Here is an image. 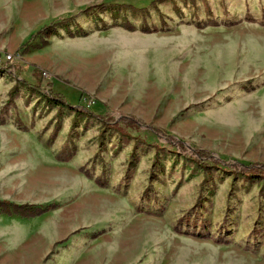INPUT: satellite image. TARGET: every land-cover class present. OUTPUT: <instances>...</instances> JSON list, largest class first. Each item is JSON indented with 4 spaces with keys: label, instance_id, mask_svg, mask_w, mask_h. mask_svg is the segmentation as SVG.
Listing matches in <instances>:
<instances>
[{
    "label": "rangeland",
    "instance_id": "1",
    "mask_svg": "<svg viewBox=\"0 0 264 264\" xmlns=\"http://www.w3.org/2000/svg\"><path fill=\"white\" fill-rule=\"evenodd\" d=\"M198 149L264 165V0H0V264H264V180Z\"/></svg>",
    "mask_w": 264,
    "mask_h": 264
},
{
    "label": "trees",
    "instance_id": "2",
    "mask_svg": "<svg viewBox=\"0 0 264 264\" xmlns=\"http://www.w3.org/2000/svg\"><path fill=\"white\" fill-rule=\"evenodd\" d=\"M156 3L157 2L154 1V4H156ZM92 8H89V10ZM101 8H103V7H101ZM247 19L250 20L249 17ZM48 28L49 27H44L43 29L40 30L39 33H49ZM129 28H131V27H129ZM14 66L15 65H11L10 68L12 69ZM36 71L39 72V73H37L38 76H35V74H34V76L37 78L36 85H31L26 80H21V81L23 83H25L27 86H29L30 88L36 90L37 92L45 94V96H47V97H52L51 100L54 101L56 104H58L60 106H65V107L69 108L70 110L74 111L76 114H83V115H86L89 117H93V118L101 121L106 128L119 127V122L114 117H112L111 115H103V116L102 115H96L94 112L90 111L85 106L72 105L70 103H67L62 97L54 95L52 85H49L48 91H46L44 88H42V82L44 79V72L39 71L38 69H36ZM14 74L16 76L18 75L17 72H15ZM14 92H15V88H13L10 91L11 96H13ZM120 122H125L126 124L133 125L135 127L145 126L148 129L152 130L157 135H159L161 137H165L167 140H169L172 143L174 142V137L165 133L161 128L143 123L141 121H137V120H135L134 117H124L120 120ZM179 148L184 152H188V149L184 144H179ZM195 153L198 157L196 159L197 164L204 169H209V168H211V166L216 167V166L222 165V166H225L226 168H229L231 170L232 174H234V175L242 174V175H247L250 177L259 178V180H261V179L264 180V165L250 164V165L243 166V165L238 164V163L226 162V161L211 157L210 154L208 153V151L202 150V149H198L197 151H195ZM209 162H211L212 165H209ZM0 205L12 206L14 209H20L22 211L25 207L27 208V206L29 208H38L37 206H33V205L30 206L27 204L18 205L16 203H12L8 200H0ZM49 209H50V207H47L45 209H38V210H40L39 213H42V212H45L46 210H49Z\"/></svg>",
    "mask_w": 264,
    "mask_h": 264
},
{
    "label": "built area",
    "instance_id": "3",
    "mask_svg": "<svg viewBox=\"0 0 264 264\" xmlns=\"http://www.w3.org/2000/svg\"><path fill=\"white\" fill-rule=\"evenodd\" d=\"M8 58L10 59V58H11V55H10V56H8Z\"/></svg>",
    "mask_w": 264,
    "mask_h": 264
}]
</instances>
